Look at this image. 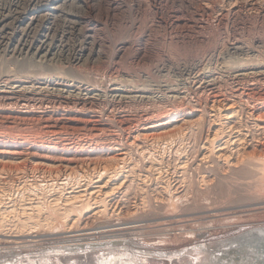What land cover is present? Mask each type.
<instances>
[{"label":"rangeland","instance_id":"1","mask_svg":"<svg viewBox=\"0 0 264 264\" xmlns=\"http://www.w3.org/2000/svg\"><path fill=\"white\" fill-rule=\"evenodd\" d=\"M49 2L51 3L52 0H0V63L6 60L14 66L15 64L11 62H15V59L30 58L44 63L51 62L57 68H65L68 64H71L83 75H88L91 82H88L90 83L87 86L88 88L83 82H81L83 83L82 86L81 84L79 85L80 87H68L63 83L62 86V84L57 85L51 82H49L50 85L48 82L39 84L32 80L29 82L27 79L26 82L23 78H19L22 80L20 82L17 77L14 78L13 74H10V76L2 75L3 77H0V90H10V88L12 90L17 89V87L22 89L41 87L43 88L41 90L45 91V93L38 95H29L27 93L26 95L28 96H17L16 98L13 94L7 95L8 97L2 96L4 99H0V101L5 100L3 107L6 106L4 107L6 112L9 109L11 110L12 105H14L13 102L18 99L19 105L27 104L26 102L32 100L29 103H35L36 108L34 109L38 111L43 110V108L52 110L57 115H54L52 118L42 119L41 126L39 122H31L25 116L17 118V120L12 119L13 121L8 120L3 116L6 113H3L0 116V139L13 140L17 136H14L17 132L18 134L22 133V135L27 132L26 134L28 135L31 131L30 134L38 133L37 135H43V133H46L43 124L59 123L58 125H61L63 121L72 120L73 122H70L69 125H61L60 133L62 132L63 134L61 133L59 136L65 137L68 135V132L73 137L76 136V138L79 136L93 138L94 136H104L105 134V136L110 135L107 138L104 136L105 138H101L100 140L93 138L88 141L82 140V144H78L77 142L73 144L77 149L81 146L79 152L86 153V155L82 154L80 158L85 164L90 160L103 161L105 159L107 154L101 148H96L100 149V153L97 151L91 153V150L88 149H94L96 143V146L104 145L108 149L111 148V151L114 150L115 153L119 154L120 152V156H122L125 154L124 150L126 151L124 146L126 142L123 141H128L129 143L136 142L142 146L143 140L141 137H143L145 131H147L146 133H150L151 131V133H156V131L159 133L160 130H165L160 132L163 133L168 129H173L174 133L169 136L170 138L166 137L165 139L161 137L155 139L157 141L149 142V146H146L148 148L143 147L142 149L139 146V152L145 150V148L148 149L145 150L146 152L144 151V154L139 152L136 154L133 151L123 156L128 157L126 161L129 160L126 168L129 171L128 173L130 171L134 173L130 174L132 178L128 176L129 180L127 179L126 182L124 181L121 185L120 183L117 185L118 189L116 188L113 192L112 199H110L111 197L107 199L108 209L110 208L109 210L106 209L107 212L104 210L105 212L101 211V213L98 212L99 214L96 215L88 212L83 214L86 217L77 218L78 216H76L78 220L74 223L70 221L68 224H65L67 226L64 225L63 227L57 223L46 224V226L41 219L39 225L36 224L34 226L35 224H33L28 226L29 228L25 227V229H21L18 227L17 229V226H14L16 228L13 226L12 228L7 227L6 230L8 232H4L5 234L1 230L0 264H264V158L260 157L261 155L264 156L263 152L257 151L254 153V150H251L252 153L250 151L249 153H245L244 156L240 155L239 159H237L239 163L237 162L236 166L231 167L215 162H208L209 164L201 162L200 147L209 132L210 122L208 117L206 121L205 119L201 120V123L197 121L199 120L198 117H200L201 110H208L206 105H208V101L212 99V96L219 94L221 98L230 97L239 100L240 95L238 94L240 93H238V89L240 87L241 91L245 88V91L243 90L244 94L248 92L250 100L252 99L251 103L262 104L264 102V18L259 17L257 10L251 8L252 4H256V7H263L264 9V0H215V3L214 0H161V7L163 6V14L165 13L164 16H167L166 18H174L175 13L179 14L180 9L191 16L194 14L193 11L194 9L196 10L194 7L197 6L198 2H202L204 6L210 8L211 13L209 15L201 14L202 12L200 14L198 12L196 15L198 17L203 15L200 18L205 19H203L206 23L205 25L196 28L194 27L195 23H189L193 27H185L186 31L182 30L180 26H178L180 29L174 27L172 33H170L171 28L165 29L162 25L154 27V30L164 28L159 31L157 29L158 32L151 31L148 34L144 32L142 12L147 7L152 11V0H67L61 4H63L62 7L66 5L65 7L67 8H64L69 12L75 11V13L81 15V13H86L85 8L90 7L92 9L91 13L80 16V25H75L74 19L78 20V18L72 13L69 14L68 12L61 11L53 12L47 15V17L46 15L39 16V19L36 18L35 22L33 21L28 25L26 21L20 24L23 17L30 16L29 12H32L35 7L49 4ZM237 9H242V11L235 13V16H233L232 11ZM111 13H114V16ZM220 13H224L226 16V19L222 23L218 22ZM151 18H149V21H151ZM192 19L194 20L195 18L191 17L190 20ZM149 24L151 25L152 23ZM174 31H178L179 33L175 34ZM47 36L53 37L56 40L58 39L57 44L60 43V45L56 46V49L52 50L50 54L48 53L43 57L44 52H38L33 48L35 47V43L32 46L29 44L30 40L46 39ZM149 36L151 38H147ZM6 40L9 41L8 45ZM146 41L148 42L146 43ZM242 41L248 48L238 50L237 53L231 51L233 49L230 50L235 43ZM23 42L28 44H23ZM77 50L78 52H84V57L89 51H92L94 55L91 54L92 58L89 57V62L83 61V59H81L82 61L80 59L76 60L73 63L68 62V53L70 55L77 52ZM100 54L103 61L104 59L106 61L96 62L97 58L95 59V57ZM105 54L106 56H104ZM248 57L254 60L253 69L258 68L260 70L254 71L251 75H246L243 78L237 77L234 75L235 71H237L236 69H238L237 63L244 62L245 58ZM112 60L114 61L113 63ZM108 61H110L109 64L111 63L110 67H112L109 68V65H107L108 68L105 70L109 71L105 72L99 64ZM255 62L257 64H254ZM97 69L99 71H96ZM206 80L210 81L202 82ZM177 86H180L179 90L175 91L174 89ZM236 91L238 94L235 93ZM78 92H81L82 95H92L96 98L92 100L87 99L84 102L85 100L79 98V100L74 101L75 98L69 100V98L63 97L64 94L72 95L71 97L81 96ZM256 93H259V97L263 96L262 99H260L261 97L258 98V94ZM46 94L47 96H45ZM29 96H34V98H29ZM39 96H41V102H39ZM42 102L43 104H41ZM70 108L73 111L72 109L69 111ZM74 111L78 112V115L75 116L73 114ZM262 111L260 113H264V109ZM64 112L69 114L61 115ZM162 114L164 117H162ZM57 116L61 117V119ZM78 116L79 118L74 121L73 117ZM243 116H245L244 124L252 126V120H248L249 118L246 117V114ZM90 118L94 119L91 120ZM6 119L12 122H7ZM20 119L23 122H20ZM148 119L150 120L148 121ZM170 119L172 120L171 125H169L170 127H165L164 122ZM156 122L158 125L161 124L164 127L160 129L161 126L154 125L155 127L153 126L150 129L144 130V128L157 124ZM7 124L11 125L9 129ZM252 129L254 134L256 133V139L260 138L259 140L264 141V133L259 132V130L256 131L257 129L254 126H252ZM3 131L5 134L9 133L12 135H4ZM176 134H184V136L176 137ZM35 137L36 139L38 138V136ZM134 139L136 141H133ZM113 140L115 145H113L114 143L111 144ZM116 140L117 143L115 142ZM83 142L85 143L83 144ZM90 143L93 144L90 145ZM153 144L155 147H153ZM28 152L21 157L13 159H4V155L0 154V163L2 162L3 164L4 162L7 166L14 167L21 163L19 161L28 160L27 162L31 161V165L33 164L35 167H48L50 163H53L54 165H60L57 168L62 167L65 169L66 167L69 168L70 165H74V162H61L60 158L58 160L56 158L55 162H53L40 155H31L33 154L32 150ZM150 153L152 154L151 157ZM29 154L31 157L28 156ZM181 154L183 155L181 156ZM146 156L151 159H148ZM182 157L185 161L182 160ZM180 159L185 163L188 161V164H185L187 165L185 169H177L180 163H182ZM146 160L150 164H153L152 167L154 164V167L159 164L162 166L160 170L164 177L161 179L164 180H158L156 176L149 174L148 180L151 177L149 182L145 178L146 183H144L145 185L143 184V180H140L141 177L139 175L140 171L142 174L148 173L145 169L150 167V165ZM161 160L164 162H161ZM198 162L199 164L202 163V165H198ZM133 163L137 167H133ZM140 163L141 167H138ZM210 164L213 166H209ZM160 165L158 167H161ZM31 172L33 171L29 170L26 173H22L20 170L5 169L1 171V174L5 177L7 176L6 179H10L8 176L16 177L17 173V178L19 177L20 180L24 179L23 177L31 179L34 175L38 180L41 179L43 181L41 173L36 172L39 174L38 176V174L35 175L34 172ZM20 174L21 176H18ZM198 179L200 180L198 181ZM166 188L168 189L166 190ZM122 195L124 196L122 197ZM6 201L3 203L7 205L12 204L11 201L7 199ZM114 209L116 210L114 211ZM119 210L121 211L119 212ZM73 213L78 212L73 211ZM42 215L45 216L43 213ZM42 215L41 218H43ZM11 218H13V223H16L14 216ZM55 224H57L56 227ZM65 227H69L67 228L68 230L62 229ZM14 232H29L32 235H36L28 236L30 234L25 233L26 236H23V238H17L11 236Z\"/></svg>","mask_w":264,"mask_h":264},{"label":"bare ground","instance_id":"2","mask_svg":"<svg viewBox=\"0 0 264 264\" xmlns=\"http://www.w3.org/2000/svg\"><path fill=\"white\" fill-rule=\"evenodd\" d=\"M50 1V0H49ZM67 0H52V2L49 4H43L42 6H37V8L35 7V9H33L32 12H29L30 16H27V17H23V19L20 21V24L23 23L24 21L28 22L26 23L27 25L29 23H32L36 18L39 19V16H42V15H49V14H52L53 12H68L69 14L72 13L75 17L78 18V20L74 19V23L75 25H80V22L79 21V18L81 15H84V14H89L92 12V9L89 8H85V12L86 13H81V15L75 13V11H71L69 12L68 10H65V7L66 5H64L62 7L63 2H65ZM145 1V0H144ZM148 1V0H147ZM153 1V7H152V11H150L151 9H147L145 8L144 9V12H142L143 14V29H144V32L146 34H148L149 32L151 33V31L155 32L157 31L154 30V27H157L158 25H162L164 26L165 29L167 28H171V32L172 33V29H174V27L178 28V26H180L182 28V30L185 28V27H193L191 26V24L189 23H195V25H198V26H195L194 24V27H201L203 25H205L206 23L203 21L202 16L198 17L196 16L199 12V14H208L211 13L210 11V8H207L206 6H204L202 4V2H198L197 3V6H195L194 8H196V10L194 9V14H192L191 16H189L188 13H186L184 10L181 11L179 10V14H176V10H174L175 12V17L174 18H166L163 14V6L161 7V3L160 1L161 0H152ZM198 1V0H197ZM203 1V0H202ZM206 1V0H205ZM38 2V1H37ZM210 2V1H209ZM36 3V2H35ZM39 3V2H38ZM146 3V2H145ZM214 3H215V0H214ZM253 3V2H252ZM150 4V3H149ZM196 4V2H195ZM212 4V2H211ZM17 5V4H16ZM38 5V4H37ZM84 5V4H83ZM251 5V4H250ZM249 5V6H250ZM254 5V4H252ZM251 5V8H254V10H257L258 12V16L260 17H263L264 18V9L263 7H256L255 5L252 6ZM146 6V5H145ZM190 6V5H189ZM34 7V6H32ZM65 7V8H64ZM150 7V6H149ZM212 7V6H210ZM151 8V7H150ZM185 8V7H184ZM246 8V7H245ZM250 8V9H251ZM109 10V8H107ZM111 10V8H110ZM113 10V8H112ZM223 10V9H222ZM232 10V9H231ZM238 10V11H237ZM237 10H234L232 11V15L235 16L234 14L237 13V12H241L242 9H237ZM253 10V9H252ZM14 11V10H13ZM103 11V10H102ZM101 11V12H102ZM18 12V11H17ZM27 12V11H26ZM83 12H84V9H83ZM167 12V11H165ZM170 12V11H169ZM168 12V13H169ZM255 12V11H254ZM95 13V12H94ZM104 13V12H103ZM178 13V12H177ZM20 14V13H19ZM23 14V13H22ZM21 14V15H22ZM27 14V13H26ZM107 14H109V12H107ZM113 14L114 16V13H111ZM221 15L218 17V22L222 23L224 21V19H226L224 13H220ZM9 15V14H7ZM18 15V14H17ZM96 15V14H95ZM115 15H116V12H115ZM194 15V16H193ZM98 16V15H97ZM108 16V15H107ZM169 16V15H168ZM174 16V15H173ZM248 16V15H247ZM18 17V16H17ZM86 17V16H85ZM109 17V16H108ZM123 17V16H122ZM151 18V21H149V18ZM191 17H194L195 19L193 20H190ZM16 19V18H15ZM46 20H49V19H46ZM54 20V19H53ZM205 20V19H204ZM6 21V20H4ZM15 22V21H14ZM35 22V21H34ZM119 22V21H118ZM207 22V21H206ZM115 23V22H114ZM149 23H152L151 25ZM4 24V23H3ZM3 24H2V27H3ZM34 24V23H33ZM141 24H142V20H141ZM74 25V26H75ZM31 26V25H30ZM29 26V27H30ZM24 27V26H23ZM25 27H27L25 25ZM17 28V27H16ZM15 28V29H16ZM163 28V29H164ZM42 29V28H41ZM163 29H158L159 30H163ZM180 29V28H178ZM191 29V28H190ZM189 29V30H190ZM200 29V28H199ZM49 30V28H48ZM186 31V29H184ZM188 30V29H187ZM195 30V29H194ZM19 31V30H18ZM80 31V30H79ZM157 31V32H158ZM166 31V30H165ZM191 31V30H190ZM193 31V30H192ZM22 32V31H20ZM25 32V31H24ZM86 32V31H85ZM167 32V31H166ZM165 32V33H166ZM45 33V32H44ZM49 33V32H48ZM47 33V34H48ZM169 33V34H170ZM175 34L179 33L178 31H174ZM173 33V34H174ZM186 33V32H185ZM184 33V34H185ZM189 33V32H187ZM32 34V33H31ZM46 35V34H45ZM63 35V34H62ZM150 35V34H149ZM171 35V34H170ZM186 35V34H185ZM24 36V35H23ZM153 36V35H151ZM159 36V35H158ZM167 36V34H166ZM174 36V35H173ZM28 37V35H27ZM41 37V36H40ZM97 37V36H96ZM172 37V36H171ZM2 38V37H1ZM21 38V36H20ZM34 38V37H33ZM147 38H151L150 36L147 37ZM146 38V39H147ZM175 38V37H174ZM7 39V38H6ZM18 39V38H17ZM94 39V38H93ZM254 39V38H253ZM1 40V39H0ZM3 40V39H2ZM14 40V39H13ZM19 40V39H18ZM58 40V39H57ZM57 40L56 39H53V37H49L47 36L46 39H39V40H30V44L29 45H35V47H33L34 49H36V51L38 52H44V54L42 55L43 57H45V55H47L48 53L50 54V52L54 49H56V46L58 47L60 45L57 44ZM96 40V38H95ZM156 40V39H155ZM5 41V40H4ZM7 41V40H6ZM8 42L7 41V45H8ZM11 42V41H10ZM89 42V41H88ZM148 41H146L147 43ZM18 43V42H17ZM85 43V42H84ZM95 43V42H94ZM23 44H28L26 42H23ZM63 44V43H62ZM92 44V42H91ZM104 44V43H103ZM16 45V44H15ZM97 45V44H96ZM95 45V46H96ZM234 45V44H233ZM2 46V45H1ZM84 46V45H83ZM93 46V45H91ZM90 46V47H91ZM122 46V45H121ZM19 47V46H18ZM82 47V46H81ZM89 47V48H90ZM32 48V49H33ZM88 48V47H87ZM95 48V47H94ZM141 48V47H140ZM230 48V47H229ZM248 48L247 45L244 44V42H240V43H235V45L230 48L233 49L231 51H235L237 53L238 50H244ZM250 48V47H249ZM75 49V48H74ZM92 49V48H91ZM119 49V48H118ZM144 49V48H143ZM20 50V49H19ZM31 50V49H30ZM89 50V49H87ZM101 50V49H100ZM229 50V51H230ZM17 51V49H16ZM140 51V50H139ZM11 52V51H10ZM22 52H23V47H22ZM33 52V51H32ZM90 52V53H89ZM88 54H86V56L84 57V52H74V53H71L69 55H67V58H68V62L70 63H73L74 61L76 60H81L83 59V61H86V62H89V59L92 58L91 54L94 55V53H92V51H89ZM97 52H100V51H97ZM240 52V51H239ZM134 53V52H133ZM17 54V53H16ZM40 54V53H39ZM244 54V53H243ZM29 55V53H28ZM233 55V54H232ZM250 55V54H249ZM34 56V55H33ZM32 56V57H33ZM106 56V54L104 55ZM143 56V55H142ZM141 56V57H142ZM90 57V58H89ZM110 57V56H109ZM236 57V56H235ZM240 57V56H239ZM259 57V56H258ZM12 58V57H11ZM36 58V57H35ZM97 58V59H96ZM124 58V57H122ZM96 59V62H101L103 61L102 59V56L101 54L98 55L97 57H95ZM102 59V60H101ZM109 59V58H108ZM144 59V58H143ZM242 59V57H241ZM246 60L244 62H239L237 63V66H238V69H236L237 71H235L234 75H236L237 77H240V78H243L245 77L246 75H251V73H253L254 71H259L260 69H253V61L251 58H245ZM12 60V59H10ZM9 61V60H8ZM14 61V60H13ZM47 61V60H46ZM82 61V60H81ZM104 61H106L104 59ZM103 61V62H104ZM110 61L106 62V63H101L99 65H101L102 67V70H104L105 72H108L106 71L105 69L108 68L107 65H109V68L110 67V64H109ZM114 61L112 60V63ZM140 62V61H139ZM263 62V61H262ZM7 63V64H6ZM11 63H14L15 65H11L9 62H7L6 60L5 61H2L0 63V77L2 75H9L10 74L14 76V78H20V79H27L29 80H32L34 82H38L39 84H43V83H46V82H51L52 84L53 83H56L57 85L59 84H64L68 87H72V86H75V87H80L79 85L84 83L87 86H89L90 83L88 82H91L90 81V77L88 75H83L82 73H80L79 71H77L73 65L71 64H68L65 68H57V66H53V64L51 62H39V61H36L35 59H30V58H26V59H15V62H11ZM119 63V62H118ZM236 63V62H234ZM65 64V63H64ZM96 64V63H95ZM121 64V63H120ZM240 64V65H239ZM254 64H257L256 62ZM97 65V64H96ZM115 65V64H113ZM130 65V64H129ZM257 66V65H256ZM115 67V66H113ZM117 67V66H116ZM115 67V68H116ZM121 67V66H120ZM261 67V66H260ZM100 68V69H101ZM115 68H112V69H115ZM263 68V67H262ZM58 69V70H57ZM82 71V70H81ZM96 71H99V69H97ZM112 71V70H111ZM262 71V70H261ZM83 72V71H82ZM255 75V74H254ZM3 77V76H2ZM92 77V76H91ZM6 78V77H5ZM6 79H9V78H6ZM19 79V80H20ZM205 79V78H204ZM3 80H5L3 78ZM17 80V79H15ZM26 80V82H27ZM143 80V79H142ZM188 80V79H187ZM211 80V78H210ZM210 80H206V81H202V82H209ZM221 80V79H220ZM237 80V79H236ZM2 81V79H1ZM18 81V80H17ZM31 81V82H32ZM6 83H8L7 80H5ZM12 82V81H11ZM14 82V80H13ZM20 82H22V80H20ZM60 82V83H58ZM83 82V83H81ZM214 82V81H213ZM233 82V81H232ZM1 83V82H0ZM25 83V82H24ZM212 83V82H211ZM9 84V83H8ZM23 84V83H22ZM34 84V83H33ZM62 84V86H63ZM143 84V83H142ZM251 84V83H250ZM5 85V84H4ZM12 85V84H11ZM20 85V83H19ZM50 85V83H49ZM55 85V84H54ZM84 85V86H85ZM141 85V84H140ZM200 85V84H199ZM206 85V84H205ZM208 85V83H207ZM210 85V84H209ZM212 85V84H211ZM255 85V84H254ZM8 86V85H7ZM28 86V85H27ZM31 86V85H30ZM34 86V85H32ZM38 86V85H37ZM45 86V85H44ZM48 86V85H46ZM25 87V86H24ZM39 87V86H38ZM179 87L180 86H177L175 87V91H178L179 90ZM249 87V86H248ZM256 87V86H255ZM14 88V87H13ZM16 88V87H15ZM27 88V87H26ZM88 88V87H87ZM112 88V87H111ZM238 88V87H237ZM241 88V87H240ZM238 89V94L237 91L235 93H237L239 96V100H236V99H233V98H230V97H223L221 98V96H219V94H217V96H212V99L208 101V105L207 108L208 110L207 111H204V110H201V113L199 114L200 117L199 120L197 121H200L201 123V120L203 121L205 119L206 121V118L208 117V120L210 122L209 124V128H208V133H207V136H206V139L204 140L203 144H201V149H200V152H201V156H200V160L201 162H205L206 164L208 162H215L217 164H221V165H224V166H227V167H231V166H236L238 160L239 159L238 157L241 156H244L245 153H249L251 150L253 151L254 150V153H256L257 151H261L263 152L262 154L264 155V141L262 140H259V139H256V136L253 132V129H252V126H254V128L256 127V131L259 130V132H263L264 133V113H260V112H263L262 110L264 109V102L263 100H261V102H263L262 104L261 103H251V100H250V95L248 94H244L243 93V90L245 89ZM253 88V87H252ZM39 89V90H38ZM43 88H27V89H22V88H19L17 87V89H12L10 88V90H0V97L2 96H7V95H10V94H13V96L16 98L17 96H20V97H24V96H28L26 95L27 93L29 95H33V94H40V93H45V91L41 90ZM55 89V88H54ZM53 89V91H54ZM59 89V88H58ZM62 89V88H61ZM81 89V88H80ZM93 89V88H92ZM97 89V88H96ZM139 89V88H137ZM236 89V88H235ZM48 90V89H47ZM64 90V89H63ZM91 90V89H90ZM119 90V89H118ZM149 90V89H148ZM237 90V89H236ZM57 91V90H56ZM61 91V90H60ZM93 91V90H92ZM127 91V90H126ZM154 91V90H153ZM185 91V90H184ZM245 91V90H244ZM253 91V90H252ZM51 92V91H50ZM63 92V91H62ZM68 92V91H67ZM88 92V91H86ZM85 92V93H86ZM91 92V91H90ZM181 92V91H180ZM222 92V91H221ZM254 92V91H253ZM52 93V92H51ZM50 93V94H51ZM59 93V92H58ZM75 93V92H74ZM151 93V92H150ZM251 93V92H250ZM47 94H49L47 92ZM47 94L45 96H47ZM54 94V93H53ZM56 94V93H55ZM78 94H81V96L77 95V97H71L69 95H65L64 94V98H69V100L72 98H75V100H79V99H82V100H85L84 102H86V100L88 99H94L96 97L94 96H86V95H82L81 92H78ZM88 94V93H86ZM91 94V93H90ZM96 95V93H94ZM213 94V93H212ZM258 94V98L259 97V93H256ZM261 94V93H260ZM138 95V93H137ZM151 95V94H150ZM216 95V94H215ZM221 95V94H220ZM230 95V94H229ZM236 95V94H235ZM44 96V95H43ZM42 96V98H43ZM44 96V97H45ZM51 96V95H50ZM49 96V97H50ZM109 96V95H108ZM147 96V95H146ZM173 96V95H172ZM226 96V95H225ZM231 96V95H230ZM254 96V94H253ZM257 96V95H256ZM264 96V95H263ZM262 96V97H263ZM8 97V96H7ZM14 97H11V98H14ZM30 97H33L34 96H29ZM41 96H39L40 98ZM54 97V96H53ZM56 97V96H55ZM58 97V96H57ZM134 97V96H133ZM141 97V96H140ZM175 97V96H174ZM211 97V96H210ZM233 97V96H232ZM238 97V96H237ZM262 97L260 99H262ZM14 98V99H15ZM19 98V97H18ZM79 98V99H78ZM117 98V97H116ZM150 98V97H149ZM158 98V97H157ZM257 98V99H258ZM0 99H4L3 97L0 98ZM24 99V98H23ZM27 99V98H26ZM133 99V98H132ZM142 99V98H141ZM161 99V98H160ZM173 99V98H172ZM209 99V98H208ZM35 100V99H34ZM39 100V99H38ZM36 100V101H38ZM57 100V99H56ZM60 100V99H59ZM68 100V101H69ZM27 101V100H26ZM32 101V100H30ZM29 101V102H30ZM41 98H40V101L41 102ZM48 101V100H47ZM64 101V100H63ZM66 101V99H65ZM67 101V102H68ZM120 101V100H119ZM164 101V100H163ZM254 101V99H253ZM22 102V101H21ZM29 102H26L27 104H23V105H19L20 102H18V99L17 101L13 102L14 105H12V109L11 110L9 109L7 112L5 111L4 106L5 105V100H1L0 101V116L3 114V113H6V115L3 114L4 117H6L8 120H12V119H16L17 118H22L25 116V118L27 119H30L31 122H39L42 126V119L44 118H48V117H54V115H57V113L55 111H52V110H48V109H44L41 110V111H38L37 109H34L36 108L35 106V103L31 104ZM89 102V101H88ZM258 102V101H257ZM260 102V101H259ZM10 103V102H9ZM37 103V102H36ZM198 103V102H197ZM43 104V102L41 103ZM7 105V103H6ZM11 105V103H10ZM171 105V104H170ZM46 107V106H45ZM54 108V106H52ZM42 108V107H41ZM58 108V107H57ZM62 108V107H61ZM198 108V107H197ZM206 108V107H205ZM8 109V108H7ZM59 109V108H58ZM72 108H70L69 111H71ZM89 109V108H88ZM136 109V108H135ZM60 110V109H59ZM63 110V109H62ZM68 111V110H67ZM73 111V109H72ZM77 111V110H76ZM74 111L73 114L78 115L76 112ZM186 111V110H185ZM84 112V111H83ZM171 112V111H170ZM169 112V113H170ZM184 112V111H183ZM132 113V112H131ZM172 113V112H171ZM64 114H69V113H61V115L64 116ZM71 114V113H70ZM140 114V113H139ZM164 114V113H163ZM162 114V117H164ZM167 114V113H166ZM244 114H246V117L249 118L248 120H252L251 123L252 126H248L247 124H244V119H245V116H243ZM101 115V114H100ZM125 115V114H124ZM28 116V117H26ZM91 116V115H90ZM95 116V115H94ZM167 116V115H166ZM176 116V114H175ZM59 117V116H57ZM67 118H69L68 116H66ZM72 117V116H71ZM70 117V118H71ZM133 117V116H132ZM135 117V116H134ZM244 117V118H243ZM2 118V117H1ZM63 118V117H62ZM79 118L78 117H73V120L76 121V119ZM81 118V117H80ZM101 118V117H100ZM145 118V117H144ZM149 118V117H148ZM157 118V117H155ZM153 118V119H155ZM161 118V117H160ZM158 118V119H160ZM4 119V118H3ZM6 119L7 122H12V121H8ZM26 119V120H27ZM59 119H61V117H59ZM91 119V118H90ZM94 119V118H92ZM91 119V120H92ZM152 120V118H150ZM148 119V121L150 120ZM163 119V118H162ZM165 119V118H164ZM169 119V118H168ZM5 120V119H4ZM48 120V119H47ZM84 120V119H83ZM89 120V119H88ZM102 120V119H101ZM130 120V119H129ZM146 120V119H145ZM156 120V119H155ZM154 120V121H155ZM174 120V119H173ZM195 120V119H194ZM46 121V120H45ZM44 121V122H45ZM50 121V120H49ZM53 122V120H51ZM90 121V120H89ZM94 121V120H93ZM138 121V120H137ZM153 121V122H154ZM171 119L168 120L167 122H164L165 123V127H168L169 125H171ZM244 121V122H243ZM20 122H23V120L21 121L20 119ZM26 122V121H25ZM56 122V120H55ZM61 122V121H60ZM70 122H73L72 120H69V121H63L61 125H69ZM152 122V121H150ZM149 122V123H150ZM161 122V121H160ZM163 122V121H162ZM6 123V122H5ZM14 123V122H13ZM29 123V122H28ZM58 123V122H56ZM79 123V122H78ZM83 123V122H82ZM157 123V122H156ZM163 123V124H164ZM3 124V123H2ZM32 124V123H30ZM59 124V123H58ZM58 124H43V128L45 129V132L46 133H43V135H37L36 133H34L32 131V133L34 134H30V132L28 133V135L26 134L27 132H25V134L22 135L21 134H14L17 135L15 137V139L13 138V140H9V139H6V140H3V139H0V154H3L4 155V159L6 158H10V159H13V158H16V157H21L27 153H29L28 151L32 150V153L31 155H35V156H41V157H44V158H48L50 159L51 161L55 162V159L57 158H60L61 162L64 161V163L67 161L68 163H73L74 162V165H68L69 168L66 167L65 168H62V167H59L57 168V166H60L59 164H53V163H50L48 167H44V166H34L33 164L31 165V161L28 163L26 161H19L21 163L17 164L16 166L12 167V166H7V164H5L3 162L0 163V231L1 232H5L6 233V229L7 227H10L12 228V226H17V229L18 227H20L21 229H25V227H28V226H31L33 224H35L34 226L39 225L41 222V219L42 221H44L45 225L46 224H51V223H57L58 225H62V227L65 225V224H68V222H75L76 220H78L77 218L79 217H82L83 214L85 213H88V212H92L91 214H99L98 212L101 213V211H104L106 209H108V200L109 197H111L113 195V192L115 191V189L117 188L118 189V184L120 183V185L130 176L131 173H134L132 171H130V173H128L129 171L126 169L127 168V162L129 161H126V156L123 157L125 154L128 155V153H131L133 151H135V153L137 154L139 151H140V147L143 149V147H146L147 145L149 146V142H152L154 141L155 139H158V138H170L169 136H171L174 131L173 129L170 130H166V132H163V133H160L162 131H165V130H160L159 133H146L147 131H145V133L143 134V137L142 138V146L139 145V143H136V142H133V143H129L128 141H123V142H126V144L124 143V146H125V149L126 151L124 150L125 154L120 156V152L119 154L118 153H115L114 150L111 151V148L108 149V147L106 146H94V149H90L88 148L89 150H91L90 152L91 153H95V151H97L98 153H100V149H96V148H101V150H103V152L106 155L105 159L103 161H98V160H93V161H89L88 163H85L84 164V161H82V159L80 160L82 154H85V152H79V149L75 148V146H73V144H75L76 142L78 144H82V140H91L93 138H98L99 140L101 138H107L108 136H110L109 134L107 136H94L93 138H86V137H78L76 138L73 137L71 135L70 132H68L67 136L65 137H62V136H59L61 133H60V127L61 125H58ZM99 124V123H98ZM162 124V125H163ZM167 124V126H166ZM88 125V123H87ZM94 125V124H93ZM140 125V124H139ZM138 125V126H139ZM147 125V124H146ZM156 126L158 125L157 124H153L151 125L150 127H147V128H144V130H147V129H150L152 128L153 126ZM250 125V124H249ZM38 126V124H37ZM40 126V127H41ZM84 126V125H83ZM154 126V127H155ZM158 126H161V124H159ZM7 127L8 129L11 127V125L7 124ZM164 126H161L160 129H162ZM170 127V126H169ZM194 127V126H193ZM200 127V126H199ZM29 128V127H27ZM109 128V127H108ZM159 128V127H158ZM157 128V129H158ZM198 128V127H197ZM42 129V128H41ZM82 129V128H81ZM140 129V127H139ZM199 129V128H198ZM6 130V129H5ZM4 130V131H5ZM143 130V129H142ZM152 130H155V129H152ZM4 131L2 132L4 135H8L7 133L5 134ZM12 131V130H11ZM14 131V130H13ZM18 131V130H17ZM24 131V130H23ZM90 131V130H89ZM88 131V132H89ZM149 131V130H148ZM133 132V131H132ZM257 132V133H259ZM1 133V132H0ZM15 133V132H13ZM40 133V132H39ZM81 133V132H80ZM96 133V132H95ZM143 133V132H142ZM182 133V132H181ZM42 134V133H41ZM63 134V133H62ZM75 134V133H74ZM86 134V133H85ZM84 134V135H85ZM10 136L12 134H9ZM19 135V136H18ZM98 135V134H97ZM133 135V134H132ZM137 135H139V133H137ZM182 135L184 136V134H176V137H182ZM186 135V134H185ZM260 135V134H259ZM263 135V134H262ZM35 136H38V138L36 139ZM88 136V135H87ZM93 136V135H92ZM113 136V135H112ZM118 137V136H117ZM132 137V136H131ZM136 137V136H135ZM259 137V136H257ZM261 137V136H260ZM12 138V137H11ZM47 138V139H46ZM55 138V139H54ZM86 138V139H85ZM114 138V137H113ZM120 139V137H118ZM39 139V140H38ZM46 139V140H45ZM109 139V138H108ZM123 139V138H122ZM128 139V138H126ZM138 139V138H137ZM140 139V138H139ZM69 140V141H68ZM98 140V142H99ZM107 140V139H105ZM110 140V139H109ZM163 140V139H161ZM168 140V139H167ZM31 141V142H30ZM38 141V142H36ZM86 141V143H87ZM94 141V140H93ZM92 141V142H93ZM102 141V140H101ZM133 141H136V139H134ZM157 141V140H155ZM171 141V140H170ZM103 142V141H102ZM105 142V141H104ZM109 142V141H108ZM117 143V140L115 141ZM120 142V140H119ZM122 143V142H120ZM168 142V141H167ZM72 143V144H71ZM85 142H83L84 144ZM110 143V142H109ZM108 143V144H109ZM114 143V140L113 142H111V144ZM155 143V142H154ZM157 143V142H156ZM169 143V142H168ZM93 144V143H92ZM90 143V145H92ZM103 144V143H102ZM107 144V143H106ZM105 144V145H106ZM89 145V146H90ZM101 145V144H100ZM115 145V143L113 144ZM117 145V144H116ZM154 145V144H153ZM85 146V145H84ZM88 146V145H86ZM140 146V147H139ZM152 146V145H151ZM77 147V146H76ZM83 147V145H82ZM109 147H112V146H109ZM118 147V146H116ZM121 147V145H120ZM155 147V145L153 146ZM119 148V147H118ZM148 148V147H146ZM145 150H148L146 149ZM198 148V147H197ZM105 149V151H104ZM108 149V150H106ZM122 149V148H120ZM153 149V148H152ZM82 150V149H81ZM116 150V149H115ZM145 150H141V154H144V151ZM150 151V150H149ZM153 151V150H152ZM178 151V150H177ZM251 151V153H252ZM146 152V151H145ZM148 152V151H147ZM113 153V154H112ZM181 153V152H179ZM178 153V154H179ZM250 153V155H251ZM103 154V153H101ZM108 154H111L108 156ZM122 154V153H121ZM146 154V153H145ZM148 154V153H147ZM154 154V152H153ZM31 155L29 154L28 156L31 157ZM79 155V156H78ZM89 155V154H88ZM135 155V154H133ZM132 155V156H133ZM150 157H151V153L149 154ZM183 154H181L182 156ZM98 156V155H97ZM130 156V154H129ZM136 156V155H135ZM139 156V155H138ZM145 156V155H144ZM180 157V154L178 155ZM185 156V154H184ZM194 156V155H193ZM198 156V157H199ZM253 156V154H252ZM90 157V156H89ZM95 157V156H94ZM148 158V156H146ZM148 158V159H151V158ZM157 158V156H155ZM256 157V156H255ZM261 158H264V156H260ZM29 158V157H28ZM84 158V157H82ZM88 158V157H86ZM134 158V156H133ZM145 158V157H144ZM159 158V157H158ZM183 158V157H182ZM253 158V157H252ZM257 158V157H256ZM260 158V159H261ZM96 159V158H95ZM135 159V158H134ZM187 159H189L187 157ZM186 159V160H187ZM194 159V158H193ZM241 159V158H240ZM254 159V158H253ZM133 160V159H132ZM137 160V159H136ZM135 160V161H136ZM156 160V159H155ZM160 160V158H159ZM179 160V159H178ZM181 160V159H180ZM184 160V158L182 159ZM181 160V161H182ZM199 160V158H198ZM237 160V161H236ZM242 160V159H241ZM240 160V161H241ZM247 160H249L247 158ZM251 160V159H250ZM257 160V159H256ZM8 161V159H7ZM10 161V160H9ZM59 161V162H60ZM88 161V160H87ZM141 161V160H139ZM148 161V160H146ZM158 161V160H157ZM163 160H161L162 162ZM185 161V160H184ZM184 161H182V163H180V165L178 166L177 169L179 168H182V169H185L187 167V165L185 164H188V161L185 163ZM57 162V161H56ZM60 162V164H61ZM132 162V161H131ZM149 162V161H148ZM154 162V161H153ZM159 162V161H158ZM164 162V161H163ZM200 162V161H199ZM198 162V165H202V163L199 164ZM138 163V162H137ZM147 163V162H146ZM144 163V164H146ZM152 163V161H151ZM157 163V162H156ZM190 163V162H189ZM204 163V164H205ZM239 163V162H238ZM16 164V163H15ZM67 164V163H66ZM65 164V166H66ZM143 164V165H144ZM150 165V167L146 168L145 170L148 172V173H141L140 171V180H143V184L146 183L145 182V178H147V181L149 182L148 180V176H150L149 174H151V176H156L159 179H161L162 177H164L162 175V172L160 170L161 167H152L153 164H150V162L148 163ZM162 164V163H161ZM179 164V163H178ZM209 164V163H208ZM134 165V166H133ZM133 167H137L135 166V163H133ZM137 165V164H136ZM157 165V164H156ZM164 165V164H162ZM197 165V166H198ZM216 165V164H215ZM56 166V167H55ZM64 166V164H63ZM130 166V165H129ZM146 166V165H144ZM211 166V164L209 165ZM213 166V165H212ZM211 166V167H212ZM138 167H141V163H140V166ZM143 167V166H142ZM220 167V165H219ZM248 167V166H247ZM165 168V167H164ZM7 170V169H10V170H20V172H24L26 173L27 171H33L36 174L38 173H41L42 174V180H38L36 176L33 175V178H29V177H23L24 179L20 180L19 177L17 178V173H16V177L14 176H8L10 179H6L5 176H3L1 174V171H4V170ZM129 169V167H128ZM135 169V168H134ZM140 169V168H139ZM166 169V168H165ZM176 169V168H175ZM207 169V168H206ZM143 170V169H141ZM144 170V171H145ZM164 170V169H163ZM187 170V169H186ZM248 170V169H247ZM145 171V172H146ZM166 171V170H164ZM258 171V170H257ZM263 171V170H262ZM13 172V171H12ZM11 172V174H12ZM31 172V173H33ZM38 172V173H36ZM136 172V171H135ZM202 172V171H201ZM14 174V173H13ZM27 175V174H26ZM25 175V176H26ZM204 175V174H203ZM230 175V174H229ZM18 176H21L18 175ZM29 176V175H27ZM39 176V174H38ZM133 176V175H132ZM135 176V175H134ZM138 176V175H137ZM166 176V175H165ZM176 176V175H175ZM206 176V175H205ZM155 177V178H156ZM29 178V179H27ZM132 178V177H131ZM130 178V180H131ZM137 178V177H136ZM179 178V177H178ZM202 178V177H201ZM207 178V177H206ZM205 178V179H206ZM184 179V178H183ZM204 179V178H203ZM202 179V180H203ZM215 179V178H214ZM134 180V179H133ZM154 180V179H153ZM161 180H164V179H161ZM200 179H198L199 181ZM137 181V180H136ZM167 181V180H166ZM165 181V182H166ZM39 182H43V183H39ZM164 182V183H165ZM171 182V181H170ZM139 183V182H138ZM161 183V182H160ZM163 183V185H165ZM129 184V183H128ZM126 184V185H128ZM134 184V183H133ZM132 185V183H131ZM145 185V184H144ZM162 185V184H161ZM160 185V186H161ZM170 185V184H169ZM166 186V185H165ZM120 187V186H119ZM132 187V186H131ZM139 187V186H138ZM156 187V186H154ZM162 187V186H161ZM164 187V186H163ZM169 187V186H168ZM178 187V186H177ZM128 188V187H127ZM140 188V187H139ZM157 189V188H156ZM168 188H166L167 190ZM171 189V188H170ZM125 190V189H124ZM144 190V189H143ZM165 190V191H166ZM177 190V189H176ZM126 191V190H125ZM124 191V192H125ZM159 191V190H158ZM172 192V189L170 190ZM169 191V192H170ZM175 191V190H174ZM147 192V191H146ZM177 192V191H176ZM174 192V193H176ZM140 193V192H139ZM160 193V192H159ZM164 193V191H163ZM115 194V193H114ZM134 194V193H133ZM155 195V194H154ZM115 196V195H114ZM124 195H122L123 197ZM173 196V195H172ZM130 197V196H129ZM140 197V196H139ZM22 198V200H21ZM121 198V197H120ZM132 198V197H131ZM7 200L11 201V205H7ZM112 199V197L110 198ZM165 200V199H164ZM4 201H6V203H3ZM158 202V201H157ZM173 202V201H172ZM6 204V205H4ZM10 204V203H9ZM124 204V203H123ZM173 204V203H172ZM121 205V204H120ZM138 205V204H137ZM123 207V206H122ZM136 208V207H135ZM134 208V209H135ZM110 209V208H109ZM108 209V210H109ZM116 209H114L115 211ZM73 211H77L78 213H73ZM118 211V210H117ZM121 210H119L120 212ZM105 212V211H104ZM107 212V210H106ZM111 212V211H110ZM45 214V216L42 215ZM116 213V212H115ZM133 213V212H132ZM80 214V215H78ZM118 214V213H117ZM41 215L43 216V218H41ZM75 215V216H73ZM90 215V214H89ZM94 215V217H95ZM14 216V221L16 220V223L14 222L13 223V217ZM76 216H78L76 218ZM85 216V215H84ZM83 216V217H84ZM88 216V215H87ZM91 216V215H90ZM86 217V216H85ZM92 217V216H91ZM76 218V219H75ZM82 219H85V218H82ZM90 220V219H89ZM139 220V219H137ZM133 222V221H132ZM43 223V222H42ZM84 223V222H83ZM120 223V222H119ZM57 224H55V227L57 226ZM135 224V223H134ZM71 225V224H70ZM116 225V224H115ZM47 226V225H46ZM51 226V225H50ZM67 226V225H65ZM110 226V225H109ZM33 227V226H32ZM16 228V227H14ZM29 228V227H28ZM27 228V229H28ZM31 228V227H30ZM35 228V227H34ZM40 228V227H38ZM59 228V227H58ZM69 228V227H67ZM66 227L65 228H62V229H67ZM106 228V227H105ZM113 228V227H112ZM118 228V227H117ZM98 229V228H97ZM108 229V228H107ZM68 230V229H67ZM14 231V230H13ZM28 231V230H27ZM96 231V230H95ZM8 232V231H7ZM68 232V231H67ZM4 233V234H5ZM22 233V234H21ZM29 233V232H19V233H15L11 236L13 237H17V238H23V236H26V234ZM2 234V233H1ZM30 235L28 236H34L32 235L31 233H29ZM9 235V234H8ZM62 236V235H61ZM10 237V236H9ZM24 240V239H22ZM36 240V239H35ZM18 241H21V240H18Z\"/></svg>","mask_w":264,"mask_h":264}]
</instances>
